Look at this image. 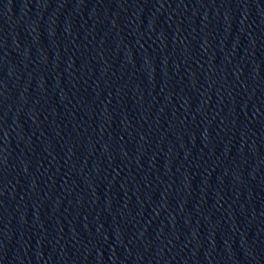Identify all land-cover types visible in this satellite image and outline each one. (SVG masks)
<instances>
[{
    "label": "water",
    "instance_id": "water-1",
    "mask_svg": "<svg viewBox=\"0 0 264 264\" xmlns=\"http://www.w3.org/2000/svg\"><path fill=\"white\" fill-rule=\"evenodd\" d=\"M0 264H264V0H0Z\"/></svg>",
    "mask_w": 264,
    "mask_h": 264
}]
</instances>
